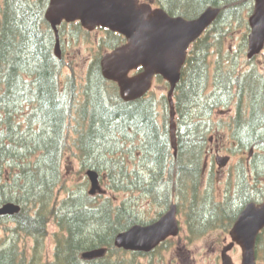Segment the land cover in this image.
Wrapping results in <instances>:
<instances>
[{
  "label": "trees",
  "instance_id": "16d2710c",
  "mask_svg": "<svg viewBox=\"0 0 264 264\" xmlns=\"http://www.w3.org/2000/svg\"><path fill=\"white\" fill-rule=\"evenodd\" d=\"M158 2L172 15L187 18L198 16L208 6L221 8L216 21L191 45L174 93L176 156L166 96L161 101L153 93L123 100L118 85L103 76L99 56L82 87V100L74 84L66 81V91L61 89L62 63L54 55L56 37L45 19L44 2L3 0L0 4V205L15 202L22 206L12 216H0V229L5 228L3 218H9L14 224L6 227L8 231L35 241L29 252L0 236V264H124L111 256L126 251L115 245L116 235L139 222L130 207L115 204L111 198L97 203L88 193L57 199L63 178L61 161L72 144L84 165L107 171L114 188L141 191L162 206L174 199L178 205L188 204V216L195 217L192 226L199 229L209 226L221 211L227 218L226 213L231 214L222 205L228 201L216 210L218 204L210 199L209 190L199 195L204 173L213 172L204 167L212 135L232 127L236 141L228 152L251 154L254 170L264 172V74L257 66L245 69L223 44L233 19L243 21L250 30L247 15L254 0ZM70 25L88 33L80 22H73L62 24L60 35ZM107 31L114 39L111 49L125 42L123 35ZM246 50L242 60L251 63L254 60L247 58ZM215 52L219 56L213 60ZM157 80L169 86L161 76ZM232 102L236 108L231 120L218 119L219 110ZM118 154L134 158V167L129 168ZM242 172V202L264 200V189ZM235 205L239 208V203ZM53 215L59 231L54 235L55 258L48 261L42 259V246ZM263 237L264 231L258 237L257 251ZM102 246L108 248L105 256L82 258L85 249Z\"/></svg>",
  "mask_w": 264,
  "mask_h": 264
},
{
  "label": "water",
  "instance_id": "95a60500",
  "mask_svg": "<svg viewBox=\"0 0 264 264\" xmlns=\"http://www.w3.org/2000/svg\"><path fill=\"white\" fill-rule=\"evenodd\" d=\"M249 16L251 31L248 37V57L253 58L264 48V0H254ZM220 7L208 6L194 18L171 15L164 8H153L151 3L140 0H50L45 12L46 19L56 31V54L60 53L58 26L63 22L80 21L94 30L97 26L109 28L126 37V42L105 52L101 58L103 76L118 83L121 97L126 101L143 97L151 89L154 78L161 75L170 83L168 100L171 108V138L177 151L175 111L173 94L182 76L189 47L218 18ZM143 69L135 75L133 70ZM229 156H220L217 161L225 165ZM90 193L100 190V174L89 169ZM21 206L7 202L0 206V215H12ZM264 228V202L251 201L236 220L232 230V243L223 250L222 264H235L227 253L235 243L242 247V264H256V241ZM177 205L156 222L135 225L120 232L115 245L126 250L149 251L171 234H177ZM107 248L90 249L82 253L84 258L103 256Z\"/></svg>",
  "mask_w": 264,
  "mask_h": 264
},
{
  "label": "rangeland",
  "instance_id": "374dc122",
  "mask_svg": "<svg viewBox=\"0 0 264 264\" xmlns=\"http://www.w3.org/2000/svg\"><path fill=\"white\" fill-rule=\"evenodd\" d=\"M2 2L3 0H0V4H2ZM153 4L159 5L158 0H153ZM243 12L248 14V11L245 9ZM249 15H247L248 18ZM70 26V28L65 27L63 29L64 35L62 34L60 39V48L62 45L63 52H61L64 53V56L61 60L62 67L61 73L58 75V82L60 83L61 89L65 86L66 81L70 84H74L76 89H79L81 92V94H77V97L82 100V87L89 81V74L92 64L98 56L101 57L104 52L112 50L110 46L113 45L114 39H112L113 35L105 29L96 28L92 32L85 33L78 27L72 25ZM65 29H68V31ZM249 33L250 30H247L246 26L243 24V21L233 19L232 24L229 26V30L224 34V48L233 52L236 59H240L242 62L240 65L244 66L245 69H248L252 66H257L264 74V50L251 63H245L242 60L244 51L248 46V44L246 46L245 40L248 41ZM54 44L56 46L55 42ZM54 44L53 49L55 52ZM218 56V52H215L212 59L215 60ZM64 90L66 91L65 87ZM168 91L169 86H167L165 82H160L157 79L154 81L151 93H153L158 101H161L163 96L167 97ZM219 112L220 113L217 114L218 119L231 120V117L235 113V106L233 102L227 107L222 108V110H219ZM170 127L171 126H169V129ZM175 133L177 134L176 122ZM69 135L70 137H74L75 134L73 132H69ZM235 141V138L231 134V130L228 128H221L216 134L212 135L210 141V151L208 153V166L209 168L214 169V172H208V176L206 173H204V177H202V180L199 183V195H205L206 190H209V196L212 197L210 199L218 204L216 210H220L222 205H225L229 212L234 215L226 213V215H228L227 218L225 215L221 216L223 211H221L218 215L215 213L214 215L216 216L211 218V224L207 227H205V224L202 229H199V226H192V222H194L195 217L191 219L189 218L188 204L185 206L181 204L178 205V218L181 225L179 239H182L183 242L189 240L186 242V244L189 243L193 247L192 252L196 253L195 264H216V254L221 255L220 247H222L223 244H225V246L229 245L231 242L230 230L239 214V212H237L239 208L235 204L242 200V196L240 198L239 183L237 182L239 180L238 170H245L250 181L253 184H257L258 187H262L264 189V172H257L254 170L255 167L251 162V154L247 152H236L234 154L228 152V146L233 144L235 145ZM78 152V148L72 144L71 149L65 151L64 153L61 161L63 178L56 190L58 201L63 200V198L69 195L79 196L82 194L86 195L88 193L90 196H92L89 193L91 181L86 173L87 170L92 167L89 166V164L84 165L81 162L77 154ZM227 154H231V156L225 165L220 166L218 161L216 163L217 158ZM118 156H122V159L129 163V168L134 167V163L131 161L134 160V158L131 159L129 154H118ZM98 172L100 173L101 190H98L96 193H94L93 196L95 197V202L98 201L101 203V201L103 202L104 199L111 198L115 204L125 203L127 207H130L132 212L138 216L140 222L147 220H157L163 215V213L169 210L168 207L171 202L168 206H162L158 203H154L151 198L148 197V195L141 191L116 189L110 184L111 178L108 176L107 171ZM259 200L264 201L262 199ZM173 201L178 203L177 199H174ZM225 201H229L230 204H225ZM198 202L200 204V201ZM220 203L224 204L221 205ZM234 207L238 209H233ZM207 210L210 211L209 207ZM210 215H212V213L209 214V216ZM218 217L220 219H217ZM206 221L207 219H205V222ZM2 222L5 224V228L0 229V236H5L7 238L6 243L16 241L21 247L27 248V251L33 252L32 249L35 245V241L32 237L18 235L15 232L11 233L8 231L6 227L13 226L14 224V221L11 219L4 217ZM47 226L49 233L46 235L44 244L42 246V259L53 261L55 258L54 252L56 248L54 235L59 231V227L54 215L49 220ZM187 235H189L190 238H188ZM214 241L221 242V245L217 248L218 250H214L216 247V245L213 243ZM259 245L260 253L258 250L257 255H261L257 258V262L258 264H264V237L262 238V242L261 244L259 243ZM202 249L203 251H201ZM162 251L163 250L158 252ZM202 252L204 255H202ZM229 253L235 263L241 264L242 248L240 246L233 249ZM162 255L168 257L170 254L168 251H164V253L162 252ZM187 255L188 252L186 250H182L178 253L180 263L183 264L185 261L183 259L186 258ZM153 256L155 255L153 254ZM153 256L147 259L145 257L133 255L130 251H127V253L125 251L116 253L114 252L112 253L111 257L112 260L116 261L119 259L124 262V264H151V258ZM160 256V253H157L156 257ZM163 258L164 256L162 259ZM161 263L162 262H160V260H156L152 264ZM218 264H222V261H220Z\"/></svg>",
  "mask_w": 264,
  "mask_h": 264
},
{
  "label": "flooded vegetation",
  "instance_id": "af4514ba",
  "mask_svg": "<svg viewBox=\"0 0 264 264\" xmlns=\"http://www.w3.org/2000/svg\"><path fill=\"white\" fill-rule=\"evenodd\" d=\"M28 1H31V2L43 1L44 2V7H45V9H44V14H45L46 8H47V6L49 4V0H28ZM145 1L151 2L153 4V0H145ZM157 6H159V5H154L153 4V7H157ZM61 51L63 52L62 45H61V48H60L59 55L56 54V51L54 52V55L60 60H62L63 56H64V53H62ZM139 71H141V69H138V70H136V71H134L132 73H136V72H139ZM238 171H240V170H238ZM241 184L244 185V181H242V178L240 179V187H241ZM240 196H242V192H240ZM178 211H179V209H178ZM180 228H181V225H180ZM179 235H180V233L177 236L168 237L162 243H160L157 247L153 248L150 251H130V252L133 255H138L140 257H145L147 259H149V257L153 256V254H154L155 256H153L151 258L153 260V262H155L156 260L157 261L160 260V262H162L161 264H182L179 261L178 253L180 251H182V250H186L188 252V255H187L186 258L183 259V260H185L183 262V264H195V260H196L195 259V255H196V253L192 252L193 247L189 243L186 244V242H188L189 240H187L186 242H183L182 239H179ZM187 236H188V238H190L189 235H187ZM213 243L216 245V247L214 246L215 247L214 250H218L217 248L221 245V242L214 241ZM224 246H225V244H223V246L220 247L221 248V253H222V251L224 249ZM238 246H239L238 244H234L232 246V248L230 249V251H232L233 249L237 248ZM203 249L201 251H203ZM161 250H163L162 251L163 253H164V251H168L170 255L168 257H165V255H162V252H158V251H161ZM157 253H160L161 256L160 257H156ZM202 255H204L203 252H202ZM163 256H164V258L162 259ZM216 258H217L216 262H215L216 264H218L220 261H222L221 255L216 254ZM152 260H151V264L153 263Z\"/></svg>",
  "mask_w": 264,
  "mask_h": 264
},
{
  "label": "bare ground",
  "instance_id": "6f19581e",
  "mask_svg": "<svg viewBox=\"0 0 264 264\" xmlns=\"http://www.w3.org/2000/svg\"><path fill=\"white\" fill-rule=\"evenodd\" d=\"M85 251V250H84Z\"/></svg>",
  "mask_w": 264,
  "mask_h": 264
}]
</instances>
